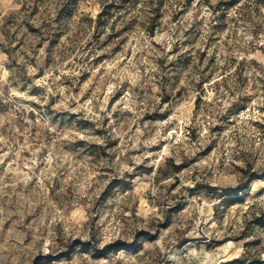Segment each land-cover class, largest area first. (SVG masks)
Here are the masks:
<instances>
[{"label": "rangeland", "instance_id": "374dc122", "mask_svg": "<svg viewBox=\"0 0 264 264\" xmlns=\"http://www.w3.org/2000/svg\"><path fill=\"white\" fill-rule=\"evenodd\" d=\"M70 1L0 0V264H264V0Z\"/></svg>", "mask_w": 264, "mask_h": 264}, {"label": "trees", "instance_id": "16d2710c", "mask_svg": "<svg viewBox=\"0 0 264 264\" xmlns=\"http://www.w3.org/2000/svg\"><path fill=\"white\" fill-rule=\"evenodd\" d=\"M122 3H128L129 0H121ZM77 3V0H71L67 6V9L65 10V14H64V18H68L72 15V11H73V8H74V5ZM232 2H229L228 5H235V4H231ZM227 4V3H226ZM112 7H118L117 5L115 4H112L110 6L107 7V9H110ZM105 15H109V12H105ZM102 16V15H101ZM100 17V15H99ZM257 179V175L255 174H250L249 177H248V180L246 183H242L240 185H238L237 188L233 189V192L234 194H239L241 192H244L246 191V189L248 188V184L252 181H255ZM224 264H260V262H254V263H247L246 261L244 260H240V259H236V260H233V261H230V262H226Z\"/></svg>", "mask_w": 264, "mask_h": 264}, {"label": "built area", "instance_id": "2783aa9c", "mask_svg": "<svg viewBox=\"0 0 264 264\" xmlns=\"http://www.w3.org/2000/svg\"><path fill=\"white\" fill-rule=\"evenodd\" d=\"M15 109L17 108L16 106H13Z\"/></svg>", "mask_w": 264, "mask_h": 264}]
</instances>
